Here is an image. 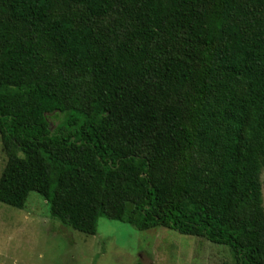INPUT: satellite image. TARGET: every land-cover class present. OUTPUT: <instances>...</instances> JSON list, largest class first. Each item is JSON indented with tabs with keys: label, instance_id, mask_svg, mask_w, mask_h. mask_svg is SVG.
I'll return each instance as SVG.
<instances>
[{
	"label": "trees",
	"instance_id": "trees-1",
	"mask_svg": "<svg viewBox=\"0 0 264 264\" xmlns=\"http://www.w3.org/2000/svg\"><path fill=\"white\" fill-rule=\"evenodd\" d=\"M0 140V202L264 264V0H0Z\"/></svg>",
	"mask_w": 264,
	"mask_h": 264
},
{
	"label": "rangeland",
	"instance_id": "rangeland-1",
	"mask_svg": "<svg viewBox=\"0 0 264 264\" xmlns=\"http://www.w3.org/2000/svg\"><path fill=\"white\" fill-rule=\"evenodd\" d=\"M51 123L62 119L52 115ZM6 154L0 140V174ZM264 207V169L260 174ZM0 264H233L227 247L165 227L145 230L99 217L95 234L52 218L30 191L23 207L0 202Z\"/></svg>",
	"mask_w": 264,
	"mask_h": 264
}]
</instances>
